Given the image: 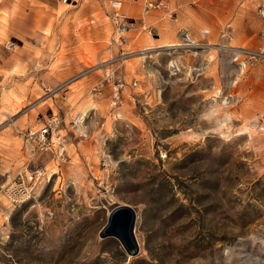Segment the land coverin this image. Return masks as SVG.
I'll list each match as a JSON object with an SVG mask.
<instances>
[{"label": "rangeland", "instance_id": "374dc122", "mask_svg": "<svg viewBox=\"0 0 264 264\" xmlns=\"http://www.w3.org/2000/svg\"><path fill=\"white\" fill-rule=\"evenodd\" d=\"M110 1L0 0V264H264V57L239 52L264 0H119L125 42ZM53 117L50 150L21 137ZM125 205L137 256L100 236Z\"/></svg>", "mask_w": 264, "mask_h": 264}, {"label": "built area", "instance_id": "2783aa9c", "mask_svg": "<svg viewBox=\"0 0 264 264\" xmlns=\"http://www.w3.org/2000/svg\"><path fill=\"white\" fill-rule=\"evenodd\" d=\"M110 4L112 8L114 9L113 13V19L115 21L117 32L116 35L119 37L118 40L126 41L128 39L127 33L129 31L130 21L129 18L122 14L121 8H122V1H110ZM149 9H164V11H169V3L162 0L157 4L149 3ZM259 13L264 18V4L260 6ZM244 56H247L250 58V60H256L257 58L264 57V54L261 52H256L253 50H239ZM238 58L236 59V61ZM137 85V84H135ZM95 91H98L97 88H95ZM122 85H115L113 90V97H112V106L113 107H119L122 103ZM73 128L76 133L83 134L84 131V116L82 113H77L74 115L72 119ZM59 125V120L56 117H53L51 119H48L47 122H45L41 127L38 129H30L27 131L24 135V137L33 145H35L37 148H39L42 151H48L51 149V145L53 144V138L54 133L56 130V127ZM259 130L264 132V119L259 127ZM44 172H42L40 169H36L33 171L30 176L21 177V183L17 187L11 186L8 190V196L9 199L12 202H19L20 198H22L24 195H28L29 192L33 191V186H35L37 183H39L44 178ZM32 184V187L29 189V187L26 186V183ZM21 186V187H20Z\"/></svg>", "mask_w": 264, "mask_h": 264}, {"label": "water", "instance_id": "95a60500", "mask_svg": "<svg viewBox=\"0 0 264 264\" xmlns=\"http://www.w3.org/2000/svg\"><path fill=\"white\" fill-rule=\"evenodd\" d=\"M137 212L130 206H118L110 213L109 220L100 236L102 238H117L132 256L140 253V245L136 237L135 228Z\"/></svg>", "mask_w": 264, "mask_h": 264}, {"label": "crops", "instance_id": "0c3cea01", "mask_svg": "<svg viewBox=\"0 0 264 264\" xmlns=\"http://www.w3.org/2000/svg\"><path fill=\"white\" fill-rule=\"evenodd\" d=\"M145 2L147 3L148 2V0H145ZM180 5H177V4H175V8H176V10L175 9H173L174 11L173 12H176L175 14H176V17L175 18H181L180 17V14H182V11H181V8L179 7ZM183 7H184V5H183ZM184 9H185V7H184ZM223 31V30H222ZM184 32H186V34H188L189 36V38H188V40H186L185 38H183L182 40H181V42L179 43V44H181V43H183V42H185V41H191L192 42V44H196V42H194L192 39H193V37H192V34H191V32L189 31V30H185ZM204 36L206 37H208L209 36V34H210V32L208 31V30H205L204 31ZM169 36L171 35V34H168ZM190 36H191V38H190ZM170 37H172V36H170ZM264 47V46H263ZM28 131V129L26 130V132ZM20 134H21V137H24V135H25V132H24V130H20Z\"/></svg>", "mask_w": 264, "mask_h": 264}, {"label": "bare ground", "instance_id": "6f19581e", "mask_svg": "<svg viewBox=\"0 0 264 264\" xmlns=\"http://www.w3.org/2000/svg\"><path fill=\"white\" fill-rule=\"evenodd\" d=\"M179 45H183V44H179V43H168V44L165 45V47H177Z\"/></svg>", "mask_w": 264, "mask_h": 264}]
</instances>
